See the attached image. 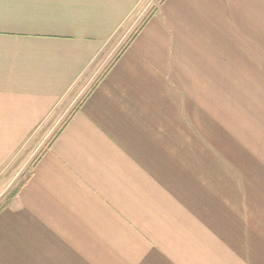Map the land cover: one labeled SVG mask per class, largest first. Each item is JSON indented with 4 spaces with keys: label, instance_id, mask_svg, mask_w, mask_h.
<instances>
[{
    "label": "crops",
    "instance_id": "crops-1",
    "mask_svg": "<svg viewBox=\"0 0 264 264\" xmlns=\"http://www.w3.org/2000/svg\"><path fill=\"white\" fill-rule=\"evenodd\" d=\"M139 2L0 0V175ZM98 79L0 264H264V0H163Z\"/></svg>",
    "mask_w": 264,
    "mask_h": 264
},
{
    "label": "rangeland",
    "instance_id": "rangeland-1",
    "mask_svg": "<svg viewBox=\"0 0 264 264\" xmlns=\"http://www.w3.org/2000/svg\"><path fill=\"white\" fill-rule=\"evenodd\" d=\"M162 2L163 0H140L132 10L130 17L104 45L93 64L68 92L48 121L10 162L3 174L0 175V209L6 207L13 200H10L12 194L28 178L34 162L48 148L51 139L67 122L82 97L136 31L143 27L147 19L156 12Z\"/></svg>",
    "mask_w": 264,
    "mask_h": 264
},
{
    "label": "trees",
    "instance_id": "trees-1",
    "mask_svg": "<svg viewBox=\"0 0 264 264\" xmlns=\"http://www.w3.org/2000/svg\"><path fill=\"white\" fill-rule=\"evenodd\" d=\"M142 28V27H141ZM140 28V29H141ZM140 29H138L137 31H136V33L134 34V36L125 44V46L120 50V52L117 54V56L108 64V66L106 67V69L104 70V72L102 73V75L107 71V70H109L110 68H111V66L114 64V62L119 58V56L123 53V51L130 45V43L132 42V40L134 39V37L139 33V31H140ZM101 75V76H102ZM101 76H100V78H101ZM99 80V79H98ZM91 91V88H90V90L89 91H87V93L82 97V99L80 100V102L78 103V105L76 106V108L74 109V111L71 113V115H73L74 114V112L78 109V107L81 105V103L83 102V100L86 98V96L89 94V92ZM71 117V116H70ZM69 117V118H70ZM69 120V119H68ZM67 120V121H68ZM67 123V122H66ZM66 123L63 125V126H61V128H60V130L58 131V133L51 139V142H50V144L48 145V148L47 149H49L50 148V146L52 145V143L55 141V139L59 136V134L61 133V131L63 130V128L65 127V125H66ZM30 177V176H29ZM25 184H26V181H24L23 183H22V185L21 186H19L18 188H17V190L12 194V196L10 197V200H12V199H14V198H16L17 197V195L21 192V190L23 189V187L25 186ZM7 206V205H6ZM1 210V209H0Z\"/></svg>",
    "mask_w": 264,
    "mask_h": 264
}]
</instances>
